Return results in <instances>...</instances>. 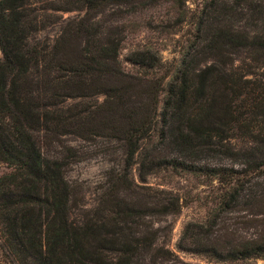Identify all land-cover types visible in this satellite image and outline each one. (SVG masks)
<instances>
[{
  "label": "trees",
  "instance_id": "1",
  "mask_svg": "<svg viewBox=\"0 0 264 264\" xmlns=\"http://www.w3.org/2000/svg\"><path fill=\"white\" fill-rule=\"evenodd\" d=\"M41 1L0 0V161L11 169L0 175V264H135L148 253L156 234L142 230L138 220L155 208L138 198L125 201L119 196L130 185L133 163L138 164L140 181L160 167L215 178L223 185L219 206L232 209L244 190L238 176L264 169V73L260 78L245 77L255 76V69L264 66V0H205L189 45L193 47L183 54L178 74L164 88L152 81L143 87L135 83L137 90L132 79L122 78L126 75L117 69L119 33L125 26L119 25L118 35L113 36L94 17L111 4L133 10L161 0H61V8L47 0L51 10L83 12L72 29H60L51 46L29 40L41 23L35 6ZM167 1L173 6L181 3ZM239 20L251 33L238 28ZM76 38L83 43L73 48L70 41ZM146 54V50L132 52L127 61L145 65L148 58L149 66L157 63ZM198 54L210 58L195 67ZM52 69L56 74L48 82L51 89L42 91L50 99L42 100L41 91L33 93L29 76L38 71L46 75ZM71 93L101 94L103 100L93 108L73 104L66 113L57 112L56 103L72 97ZM159 101L160 144L169 135L182 152L191 151L192 158L203 152L244 155V167L239 171L220 163L198 165L191 157L178 159L156 147L142 148L140 143L154 130ZM64 127L91 135L109 128L124 154L122 166L110 171L91 215L75 222L69 218L75 188L64 176L65 156H45L34 134L39 130L53 134ZM235 135L244 137L249 149L241 153L225 144ZM254 198L251 195L248 203ZM157 211L166 212V206ZM183 238L177 245L180 249L217 259L264 258V236L224 252L213 243L201 244L196 235L190 237L191 246Z\"/></svg>",
  "mask_w": 264,
  "mask_h": 264
},
{
  "label": "rangeland",
  "instance_id": "2",
  "mask_svg": "<svg viewBox=\"0 0 264 264\" xmlns=\"http://www.w3.org/2000/svg\"><path fill=\"white\" fill-rule=\"evenodd\" d=\"M46 1L42 0L35 5L38 7L36 12L39 13L41 23L35 31L30 33L29 40L51 46L60 29H72L83 12L82 10L60 11L59 9L64 5L61 0H51L53 6L60 7L58 10H51L46 7ZM204 1L181 0L179 6H173L167 0H161L133 10L128 5L111 4L100 14L95 15L94 18L101 23L103 31H108L106 32L108 34L114 32L113 36L118 35L119 25L125 26L124 30L119 33L120 48L117 55V69L126 75V78L121 77L126 80L132 79V85L134 82L136 90L138 88L135 83L138 87H143L152 81L158 82L164 88L165 82L178 74L182 68L183 54L193 47L189 45L195 39L196 18L200 14ZM237 25L238 28L251 33L250 27L244 24L243 20H239ZM82 43V38L70 41L73 48H78ZM63 47L66 54L69 40ZM142 50L147 51L146 57L153 55L157 63L149 66L151 61L148 58L144 59L145 65L127 61L132 52ZM187 57L189 60L191 56ZM194 57L197 58L195 67L208 62L210 58L202 59L199 54ZM186 63L183 62V64ZM236 64L243 63L238 61ZM255 71L257 72L255 76L246 75L245 77L260 78V74L264 73V66ZM46 72V75H44L45 71H38L31 74V77L29 76L32 80L33 93L47 89L50 91L52 86L49 84L50 78L56 74V71L52 69ZM119 79L116 77L117 81ZM108 81H113V78L109 77ZM261 82L264 84V74ZM71 94L72 97L63 98L60 103H56L57 112L66 113V110L73 107V104H85L93 108L94 104L103 100L101 94H87L86 96ZM159 94L161 96L162 90ZM48 95V92H42V100L50 99ZM160 110L161 102L159 101L153 117L154 130L149 139L140 143L142 148L151 150L152 147H156L161 154L178 159L188 160L191 157L198 165L210 166L220 163L233 166L239 171L244 167L243 162L246 160L244 155L228 157L203 152L198 157L192 158V152L189 150L182 152L172 143V140L168 139L169 135L163 144H160L157 137L158 128L161 126L158 114ZM169 124L173 127L174 122L171 120ZM238 132L235 131V134ZM34 134L45 156H65L64 176L75 188L69 218L75 222L91 215L98 201L100 190L108 183L110 171H117L123 164L124 154L115 138L117 135L109 128L97 131L96 135H91L85 132L71 133L66 127L53 134L44 130H39ZM225 144L241 153L250 146L241 135L230 137ZM251 145L255 144L251 143ZM134 160L137 161V156ZM10 170L8 164L0 161V175ZM138 174V164L133 163L129 175L130 185L120 190L119 196L125 201L138 198L140 203L155 208L153 212L142 213L138 220L142 230H154L156 235L148 253L135 264H264L263 257L217 259L180 249L177 246L182 236L185 244L191 246L190 237L196 235L201 244L213 243L224 252L232 245L264 236V169L261 172L255 170L251 173H241L238 176L244 185V190L232 209L219 206V193L223 185L215 178L171 167H160L153 173H146L142 175L143 181L138 179ZM254 194L255 198L249 204V198ZM162 206H166V212L157 211Z\"/></svg>",
  "mask_w": 264,
  "mask_h": 264
}]
</instances>
